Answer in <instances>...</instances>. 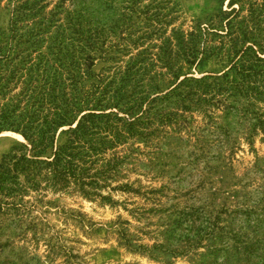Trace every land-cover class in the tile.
<instances>
[{"label": "rangeland", "instance_id": "obj_1", "mask_svg": "<svg viewBox=\"0 0 264 264\" xmlns=\"http://www.w3.org/2000/svg\"><path fill=\"white\" fill-rule=\"evenodd\" d=\"M1 128L0 264H264V0H0Z\"/></svg>", "mask_w": 264, "mask_h": 264}, {"label": "trees", "instance_id": "obj_2", "mask_svg": "<svg viewBox=\"0 0 264 264\" xmlns=\"http://www.w3.org/2000/svg\"><path fill=\"white\" fill-rule=\"evenodd\" d=\"M30 124V121H28V122H24V124H11L10 125V128H12V127H14V125H17L18 127H17V129H16V131H14V132H17V133H19V132H22V134H23V136H24V138H26L27 140H28V134H27V131H28V129H29V125ZM10 128H7V129H10ZM5 129L6 130V128H1L0 129V132L1 131H3V130ZM61 155V153L59 152V151H56L55 152V156L57 157V156H60ZM121 233V235H122V239L123 240H125L126 241V243H129L130 242V240H129V235H128V233H127V230H124V231H122V232H120ZM147 249H148V247H146ZM159 248H162V247H153V251H156V250H158ZM141 249H144V246H141ZM164 251L163 252H161V255H167V256H176V255H179V253L180 252H177L176 250H174L173 248H168V249H163ZM151 251V250H150ZM152 254L153 255H156L157 253L156 252H152ZM158 256V255H157Z\"/></svg>", "mask_w": 264, "mask_h": 264}]
</instances>
